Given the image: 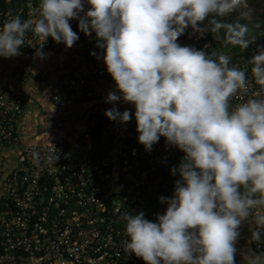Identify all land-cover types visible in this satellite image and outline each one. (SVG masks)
<instances>
[{"label":"clouds","instance_id":"9594fccd","mask_svg":"<svg viewBox=\"0 0 264 264\" xmlns=\"http://www.w3.org/2000/svg\"><path fill=\"white\" fill-rule=\"evenodd\" d=\"M252 12L248 0H39L37 17L16 15L0 26V57L19 55L31 33L42 41L36 55L43 58L49 37L74 45L79 36L69 21L76 19L86 36L95 33L120 93L109 92L105 102L134 105L145 150L164 137L184 153L171 170L180 177L173 197H160L164 214L155 222L143 212L121 216L128 237L123 251L145 264H235L239 228L250 217L256 226L251 239L261 242L264 95H248V69L231 64L229 55L177 43L191 28L244 51L255 39L249 24L259 27ZM231 14L237 19L224 22ZM248 64L252 81L264 91V47ZM105 115L121 123L132 118L116 107ZM245 258L264 264L262 254Z\"/></svg>","mask_w":264,"mask_h":264},{"label":"built area","instance_id":"2783aa9c","mask_svg":"<svg viewBox=\"0 0 264 264\" xmlns=\"http://www.w3.org/2000/svg\"><path fill=\"white\" fill-rule=\"evenodd\" d=\"M38 5L39 0L24 1L26 19L38 16ZM12 16L0 13V26ZM74 32L89 58L83 73L60 75L54 102L61 110L58 123L68 116L69 103H94L75 141L60 137L51 145L22 147L18 121L25 104L14 90H0V264H145L123 251L122 242L128 237L121 216L143 212L155 222L167 208L160 197L172 198L180 178L171 171L184 156L180 149L160 137L150 151L145 150L138 142L134 105L101 102L94 77L111 82L120 93L107 68L96 63L104 53L95 33L86 36L78 25ZM186 32L179 40L189 46ZM52 40L49 37L43 44L44 54ZM195 41L199 43V37ZM40 43L29 33L19 49L27 60H37ZM199 45L194 48L207 51L210 42ZM258 46L264 47V40L251 43L248 55L236 54L232 62L241 69L247 67L249 96L264 95L252 81L248 64ZM4 60L0 57V68ZM19 73L28 80L31 65L23 64ZM113 107L121 113L128 110L132 118L127 123L108 119L105 112ZM7 150L12 158L5 155ZM250 244L254 254L264 255V232L259 243L250 236Z\"/></svg>","mask_w":264,"mask_h":264},{"label":"crops","instance_id":"0c3cea01","mask_svg":"<svg viewBox=\"0 0 264 264\" xmlns=\"http://www.w3.org/2000/svg\"><path fill=\"white\" fill-rule=\"evenodd\" d=\"M178 43L186 45L184 40H179ZM18 51L19 55L5 58L0 68V90L5 88L14 90L25 104L24 114L18 121L21 146L29 144L47 146L60 137L70 142L75 141L78 134L85 129L87 115L94 103L92 101L69 103L68 116L58 123L61 110L54 102V92L60 75L74 76L84 72L89 54L86 55L78 40L71 48L52 40L44 57L33 61L27 60L20 49ZM26 63L31 65L32 74L28 80H22L19 69ZM96 63L98 66L106 67L103 56L97 59ZM92 82L101 102L110 105L111 103L105 101L109 92L116 93L113 84L97 77H94ZM5 155L12 158L13 153L7 150ZM254 228L255 224L251 217L239 228L240 234L235 244L237 249L235 261L239 264H247L245 256L254 254L250 244Z\"/></svg>","mask_w":264,"mask_h":264},{"label":"trees","instance_id":"16d2710c","mask_svg":"<svg viewBox=\"0 0 264 264\" xmlns=\"http://www.w3.org/2000/svg\"><path fill=\"white\" fill-rule=\"evenodd\" d=\"M24 1L25 0H13L12 3L7 4L5 2V0H0V13L5 16L7 14H11L13 16L19 15L21 17L22 20H25V14L23 12V7H24ZM219 19V18H218ZM224 22L227 23H231L234 20L237 19V15L236 14H231L228 17L223 18ZM252 23H258L259 27L258 28H252V24H249V27L251 29V34L252 36L255 37L254 41H262L264 40V11L261 13V15L259 16L258 19L255 20H251ZM76 22V23H74ZM69 23L71 24L72 30L76 31L77 30V25H78V21L76 19H73L71 21H69ZM241 24L244 23H248V21L245 20H240ZM204 25L207 26V20L204 22ZM221 37L223 36V31H221L220 33ZM199 37L200 42L198 43L197 41H195V38ZM180 38V37H179ZM178 38V40H179ZM186 38L188 40L189 46L190 47H196L198 44L200 48L203 47L204 44L210 42L209 48L206 52H212V51H217L218 48H229L232 46H223L220 41H218L215 36L211 33V31H204L203 33L200 32H193L191 28L187 29L186 32ZM177 40V43H178ZM239 52L242 51L239 47H234V52ZM246 53L250 52V45L249 47L244 50Z\"/></svg>","mask_w":264,"mask_h":264},{"label":"rangeland","instance_id":"374dc122","mask_svg":"<svg viewBox=\"0 0 264 264\" xmlns=\"http://www.w3.org/2000/svg\"><path fill=\"white\" fill-rule=\"evenodd\" d=\"M249 7L253 10L251 20L258 19L261 13L264 11V0H248ZM88 6L85 4V11L87 10ZM181 46H184L182 43ZM218 52H221L222 54L229 55L231 57V64L236 56V54H247L245 51H239V52H234V47H229V48H218Z\"/></svg>","mask_w":264,"mask_h":264}]
</instances>
